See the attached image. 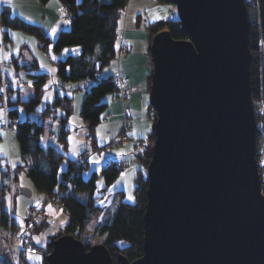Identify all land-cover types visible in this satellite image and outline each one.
Listing matches in <instances>:
<instances>
[{"label": "water", "instance_id": "1", "mask_svg": "<svg viewBox=\"0 0 264 264\" xmlns=\"http://www.w3.org/2000/svg\"><path fill=\"white\" fill-rule=\"evenodd\" d=\"M185 39H151L155 112L142 255L119 264H264L244 0H171ZM25 192V190H23ZM45 264H112L101 244L52 240Z\"/></svg>", "mask_w": 264, "mask_h": 264}, {"label": "trees", "instance_id": "2", "mask_svg": "<svg viewBox=\"0 0 264 264\" xmlns=\"http://www.w3.org/2000/svg\"><path fill=\"white\" fill-rule=\"evenodd\" d=\"M62 6L70 13L69 27L61 29L52 39L39 25L27 22L11 12L10 6L4 4L0 9V26L22 30L34 36L42 48L51 45L53 51L59 52L67 46H78L80 53L68 54L63 59L55 62L56 74L63 82L88 81L90 85L85 88L79 116L86 124L89 131L101 121L105 104L102 98L117 91V86L111 76H101L100 71L108 64L116 54L117 27L121 11L125 8L127 0H59ZM161 3H171V0H157ZM249 20L248 42L251 53L249 65V81L251 99L253 103L255 118L260 122L261 128L256 133V147L259 146L260 135L264 133V0H244ZM41 4L47 0H39ZM148 31L151 35L166 29L171 38L185 39L186 35L180 29V23L175 18H169L165 22L150 24ZM4 39H9L7 31ZM150 39V41H151ZM150 54V53H149ZM151 59V56H150ZM15 71L24 69L31 80L32 94L23 98L21 89L9 86L5 92L0 87V107L4 108L6 122L8 125L15 123V137L18 143L22 164L13 168L0 167V227L11 231L15 224L12 210L5 208V194L13 189L17 181V172L24 169L33 187L44 193L47 197L57 191L63 192L61 206L67 213L68 222L65 228L57 235L52 236L43 246L33 241L34 230L40 232L47 225V221H34L30 232L29 242L40 254L42 264H45V256L52 248V240L62 234L72 235L79 239L86 248L90 246L85 242L88 238L87 227L92 221H96L94 233L102 237L103 244L109 251L112 264H119L118 256H124L129 262L142 255L143 243V213L146 204L147 179L139 172L134 189V203L123 201V192L115 194V202L111 213L100 221L105 213L104 207L97 203L94 192L96 190V173L92 172L88 178L81 175L82 169L86 168L87 160L83 165L78 164L76 159L68 158L64 151L67 149L68 122L72 115L71 89L60 94L53 93L51 101L45 103L41 110H37L41 103L47 74L36 71V64L19 66L16 61L12 63ZM99 73V77L95 74ZM0 66V86L8 81L3 76ZM151 78H148V87ZM17 106L25 111V116L20 119ZM37 112V113H36ZM37 114V118L30 116ZM155 120V112L153 110ZM49 119L57 120L59 127L56 134L57 140L62 146L59 149L53 143L43 144L42 135L50 130ZM10 120V122L8 121ZM153 134L150 141H153ZM136 156V155H135ZM259 173L262 180L264 193V143L261 154H256ZM137 157V156H136ZM151 157V149L137 159L146 164ZM64 159L66 167L59 171ZM101 175L106 184H110L120 173L118 162L108 161L101 168ZM72 185L68 187L64 182ZM11 185V187H10ZM15 186V185H14ZM117 201V202H116ZM44 222V223H43ZM20 260L25 262V251L21 248ZM0 264H2L0 262ZM41 264V263H39Z\"/></svg>", "mask_w": 264, "mask_h": 264}, {"label": "rangeland", "instance_id": "3", "mask_svg": "<svg viewBox=\"0 0 264 264\" xmlns=\"http://www.w3.org/2000/svg\"><path fill=\"white\" fill-rule=\"evenodd\" d=\"M19 1L21 0L14 1V4L12 5L14 10L23 6V4ZM167 6L168 10L170 9L172 13L169 18L177 17L175 6L172 3H168ZM5 31H7L8 33V40L4 39ZM50 37L53 39L55 36ZM66 49L68 51H65ZM73 49H76L78 51L73 52ZM79 53L80 48L78 46H67L59 52L53 51L51 45L42 48L38 40L27 32L11 28H2L0 26V66L1 68L4 66L2 68L4 74L3 76L5 77L6 75L8 77V81L5 82L14 83V77L16 76L24 80V84L19 89H21V95H23V98H27V96L32 94L33 91L31 87V80L27 76V73L24 69H18V71H15V67L14 65H12V63L16 61L17 64L20 65L19 60H22L27 63L25 66L36 64L38 69L32 68V71L34 73L38 71L47 74L41 103L39 104L37 110H41L45 103L52 100L54 90H58L60 91V93H62L59 85L62 82L59 78H57L56 74L55 62L57 61V59H63L68 54L76 55ZM53 57H56V59H53ZM113 59H111L108 64L103 66L101 70L103 71L104 69H108V67L113 63ZM2 61H5L6 64H4ZM82 82L83 81H75L73 83H68L67 86L74 88L72 89L74 93L77 90L76 87L81 86ZM17 107L19 110L18 118L22 119L25 116V111L21 106ZM30 116L37 118V114L34 113H32ZM103 118L104 116L102 115L101 121L93 128V131L95 130V133H97L98 135L97 145H94L90 142L92 130L89 131L79 114L72 113L68 125L70 132L67 135V149L64 151L65 155L70 159L75 160L78 157L87 158V166L81 171V175L83 178H88L92 172H95L97 175L96 190L94 192V196L96 197L97 203L102 205L105 210L103 216L98 217L97 221L99 219L100 221H103L105 216H107L109 212L111 213L113 204L116 199V192H123L124 202L134 203V189L136 187V179L139 172H141L147 179L145 163L141 161V164L140 161L135 157L134 153L131 150L130 143L124 146L115 143L111 144V141L116 137L117 134L113 139L106 135V123L103 122ZM8 121L10 122V120ZM48 121L51 123L50 130L44 133L43 139L46 140L47 137H49L51 143H53L59 149H62V146L57 140V137L53 138L58 131V121L52 119H49ZM0 129L3 135V141L0 143V150H4L6 154V157L3 159L1 158L0 160L1 164L3 165L4 163H6V159H8L9 163L11 162V164H13V167L18 164H22L23 162L15 137V129L6 124L5 112L4 108L2 107H0ZM51 132H53L54 134L49 136ZM6 136H9V140ZM87 136H90V140L87 138ZM259 137L260 143L259 146L256 147V154L259 153L260 155L261 148L264 143V133H262V135H260ZM136 156L138 157L139 155L136 154ZM257 158L258 157L256 156V159ZM110 160H113L115 162H117V160H123L127 165V172L124 174L119 173L110 184H106L100 172L101 168ZM65 167L66 160L64 159L59 168V171H63ZM16 180L17 181H15L13 184L14 188L11 191L6 192L5 194V206H7L9 210L13 211L16 221H14L15 224H13V226L11 227V231H6V229L0 227V250H3L5 258L10 263L22 264L19 253V251L22 252V250L20 249L22 240L20 239L21 237L19 238L18 236L22 234L23 236H27L29 239L34 221L46 219V227H44L40 232L34 230L33 234V241L37 245L43 246L46 241H48L52 236L57 235L65 228L68 222V216L61 205L46 203L47 196L44 193L37 191L33 187L24 169H21L17 172ZM23 190L28 191L30 195H24ZM129 197H131V199H129ZM33 203H38L35 210L32 212L33 214L28 215L29 218H33V222L31 223V227L26 228L24 225V216L27 215L28 207ZM40 205L44 208V211L42 213H39ZM95 224L96 221H91L86 231L88 238L85 240V242L89 243L90 246L93 244L101 243L102 241V237L96 235L93 231L95 228ZM23 251H25V249H23ZM25 252V262L27 264H42V261L40 259L41 256L37 250L33 249V252ZM39 259L40 262H38Z\"/></svg>", "mask_w": 264, "mask_h": 264}, {"label": "crops", "instance_id": "4", "mask_svg": "<svg viewBox=\"0 0 264 264\" xmlns=\"http://www.w3.org/2000/svg\"><path fill=\"white\" fill-rule=\"evenodd\" d=\"M14 1L15 0H11L10 3L0 2V9L4 4L10 5L13 14L27 22L41 26L49 36H55L59 30L69 27V20L63 19L61 12L63 6L59 0H47L44 4H41L39 0H21L19 2H21L23 6L15 10L12 6ZM171 14V10H168L167 4L157 0H127L126 6L121 11L118 21L116 54L113 63L108 69L100 71L101 76H114L119 74L127 78V82L123 87L126 101H122L117 91L106 94L102 98V102L105 104L102 115L104 116L103 122L106 123V135L113 139L119 130L124 106L129 109L132 128L129 133L128 141L122 144V146L130 143L132 152L135 142L150 140L153 134L154 118L153 109L149 102L148 87V78L152 73V61L149 54L151 35L147 27L153 23L167 21ZM53 29L56 30L55 33L52 31ZM2 62L6 64L5 61ZM19 62V66H25L27 64L22 60H19ZM61 82L62 83L59 85L62 93H64V91L66 92L64 88H71L67 86L68 83H73ZM89 85L90 83L84 80L81 86L76 87L77 90L74 93L73 91L71 92L72 113L79 114L84 90ZM72 89L74 88H71V90ZM57 92L60 93L58 90ZM68 131L70 132L69 127ZM95 132V130H92L91 140H89L92 144L97 145L98 135ZM53 134L54 133L51 132L49 136ZM6 137L9 140V136ZM43 137L44 135H42L41 138L44 145L51 144L49 137H47L46 140H44ZM55 137L56 135L53 138ZM2 141L3 135L0 129V143ZM5 157V151L1 149L0 160ZM117 162L119 161L117 160ZM0 167L13 168V164H11V162L9 163L8 159H6V163L3 165L0 161ZM23 194L30 195L28 191L23 192ZM5 208L8 209L7 206H5ZM38 262H40V259Z\"/></svg>", "mask_w": 264, "mask_h": 264}, {"label": "built area", "instance_id": "5", "mask_svg": "<svg viewBox=\"0 0 264 264\" xmlns=\"http://www.w3.org/2000/svg\"><path fill=\"white\" fill-rule=\"evenodd\" d=\"M63 17L67 21L70 20V13H69L68 9L64 6H63ZM99 76H100L99 73L95 74V77H99ZM112 80L115 83V85L117 86L118 96L122 99L123 102H125L126 96H125V93L123 91V87H124L125 83L127 82V78L118 74V75H114L112 77ZM24 82H25L24 80H22L21 78L16 76V77H14V83L4 82L0 87H1L2 91L5 92L6 89L10 85L17 87V88H21V86L24 84ZM262 109H264V104L262 105ZM102 120H104V118ZM6 124L8 125L7 122H6ZM15 126H16L15 123H12L10 125V127L14 128V129H15ZM131 128H132V122H131V117H130V111L126 106H124L123 112H122V117H121V124H120L119 130H118V133H117L116 137L111 141V144L115 143V144L122 145L126 141H128V137H129V133L131 131ZM257 128L260 129L261 124H260V122L256 121V130H257ZM87 138L90 139V137H87ZM152 144H153V141H149V140L141 141V142H135L133 145V153L135 155L136 154L137 155H144L145 152L147 151V149H149L152 146ZM86 160H87V158H80V157L76 158V162L78 164H81V165H83ZM126 168H127V165L123 160L118 162V169H119V172L121 174H124L126 172ZM64 183L67 184L69 188L72 187V185L70 183H68V181H66ZM62 195H63V192L57 191L53 195L47 197L46 203L61 205ZM37 204L38 203H35V204L33 203L31 206L28 207L27 215L24 216V225L26 228H29L32 225L31 223L33 222L32 221L33 218H31V217L29 218L28 215L33 214L32 212L35 210ZM43 211H44V208H43V206L40 205L39 213H42ZM18 237L19 238L21 237L20 239L22 240L21 241L22 243L20 244L21 245L20 249L23 248V249H25V251L33 252L34 248L31 246L28 237L23 236L22 234H20ZM0 251H1L0 262L2 264H12L9 261H7V259L5 258L3 250L1 249Z\"/></svg>", "mask_w": 264, "mask_h": 264}, {"label": "snow or ice", "instance_id": "6", "mask_svg": "<svg viewBox=\"0 0 264 264\" xmlns=\"http://www.w3.org/2000/svg\"><path fill=\"white\" fill-rule=\"evenodd\" d=\"M0 2H3V3H10L11 2V0H0ZM61 12H63V9H61ZM53 31V33H55V29H53L52 30ZM65 51H68L67 49L65 50ZM78 50H76V49H73V52H77ZM53 59H56V57H53ZM129 199H131V197H129ZM31 258V257H30ZM38 259V258H37Z\"/></svg>", "mask_w": 264, "mask_h": 264}]
</instances>
